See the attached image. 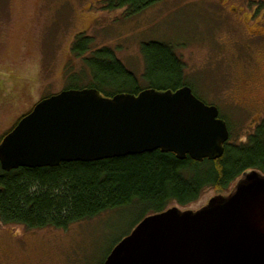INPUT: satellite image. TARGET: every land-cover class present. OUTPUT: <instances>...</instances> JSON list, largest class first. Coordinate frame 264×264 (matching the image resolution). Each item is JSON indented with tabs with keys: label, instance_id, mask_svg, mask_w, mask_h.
<instances>
[{
	"label": "rangeland",
	"instance_id": "374dc122",
	"mask_svg": "<svg viewBox=\"0 0 264 264\" xmlns=\"http://www.w3.org/2000/svg\"><path fill=\"white\" fill-rule=\"evenodd\" d=\"M107 1L0 0V142L44 99L90 82L68 81V69H84L71 51L82 35L96 49L114 50L143 88V45L172 47L185 63L188 87L219 109L230 142L247 144L264 121V0H161L131 18L126 10L105 11ZM238 182L169 209L198 211ZM146 212L110 211L66 230L0 223V264H104Z\"/></svg>",
	"mask_w": 264,
	"mask_h": 264
},
{
	"label": "water",
	"instance_id": "95a60500",
	"mask_svg": "<svg viewBox=\"0 0 264 264\" xmlns=\"http://www.w3.org/2000/svg\"><path fill=\"white\" fill-rule=\"evenodd\" d=\"M230 140L220 111L190 87L104 97L68 90L40 102L0 144L4 172L94 163L162 151L183 161L221 159ZM104 264H264V175L239 180L198 211L145 218Z\"/></svg>",
	"mask_w": 264,
	"mask_h": 264
},
{
	"label": "trees",
	"instance_id": "16d2710c",
	"mask_svg": "<svg viewBox=\"0 0 264 264\" xmlns=\"http://www.w3.org/2000/svg\"><path fill=\"white\" fill-rule=\"evenodd\" d=\"M160 1L108 0L104 10H126L131 18ZM71 51L83 59L84 69L78 74L68 69L69 83L79 78L90 82L83 88L71 85L65 91L94 89L113 98L138 96L148 89L175 92L189 86L185 63L165 44L151 42L142 47L146 88L114 50L96 49L93 38L77 37ZM230 141L216 161L197 162L190 157L181 161L175 154L157 151L94 163H63L56 168L4 172L0 167V223L30 230H66L110 211L142 206L149 213L137 226L145 218L167 211L171 204L186 207L196 202L206 188L225 193L250 172L264 175V121L247 144Z\"/></svg>",
	"mask_w": 264,
	"mask_h": 264
},
{
	"label": "flooded vegetation",
	"instance_id": "af4514ba",
	"mask_svg": "<svg viewBox=\"0 0 264 264\" xmlns=\"http://www.w3.org/2000/svg\"><path fill=\"white\" fill-rule=\"evenodd\" d=\"M191 88V87H190ZM192 89V88H191ZM192 92H193V94L196 96V94H195V91L192 89ZM197 97V96H196ZM198 98V97H197ZM199 100H201L200 98H198ZM202 101V100H201ZM203 102V101H202ZM207 105V104H206ZM220 119H222L223 120V118H221V114H220Z\"/></svg>",
	"mask_w": 264,
	"mask_h": 264
}]
</instances>
